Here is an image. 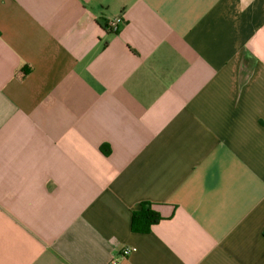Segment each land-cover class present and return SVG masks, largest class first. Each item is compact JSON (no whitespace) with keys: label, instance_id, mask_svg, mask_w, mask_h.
<instances>
[{"label":"crops","instance_id":"0c3cea01","mask_svg":"<svg viewBox=\"0 0 264 264\" xmlns=\"http://www.w3.org/2000/svg\"><path fill=\"white\" fill-rule=\"evenodd\" d=\"M114 259L264 264V0H0V264Z\"/></svg>","mask_w":264,"mask_h":264},{"label":"trees","instance_id":"16d2710c","mask_svg":"<svg viewBox=\"0 0 264 264\" xmlns=\"http://www.w3.org/2000/svg\"><path fill=\"white\" fill-rule=\"evenodd\" d=\"M161 221L162 218L153 208V205L145 202L132 213L131 230L137 234H149L153 226Z\"/></svg>","mask_w":264,"mask_h":264},{"label":"built area","instance_id":"2783aa9c","mask_svg":"<svg viewBox=\"0 0 264 264\" xmlns=\"http://www.w3.org/2000/svg\"><path fill=\"white\" fill-rule=\"evenodd\" d=\"M123 25V19L121 17L109 20L107 22V29L110 32L118 33L121 30V26ZM130 253L129 249H125L122 251L121 256L126 257ZM112 264H118V259L112 260Z\"/></svg>","mask_w":264,"mask_h":264}]
</instances>
